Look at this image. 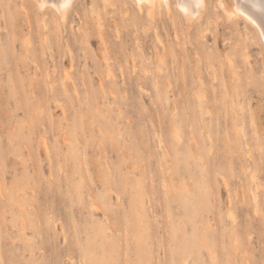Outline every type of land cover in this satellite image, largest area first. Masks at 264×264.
<instances>
[{"label": "rangeland", "instance_id": "rangeland-1", "mask_svg": "<svg viewBox=\"0 0 264 264\" xmlns=\"http://www.w3.org/2000/svg\"><path fill=\"white\" fill-rule=\"evenodd\" d=\"M38 1L0 0V264H264V41L234 0Z\"/></svg>", "mask_w": 264, "mask_h": 264}, {"label": "bare ground", "instance_id": "bare-ground-1", "mask_svg": "<svg viewBox=\"0 0 264 264\" xmlns=\"http://www.w3.org/2000/svg\"><path fill=\"white\" fill-rule=\"evenodd\" d=\"M62 1V0H61ZM73 0H71L72 2ZM157 1H160V3L164 6V8H166L167 12L168 9L170 7L169 5V0H135L136 4L138 5V8H141V5L143 3H148L150 4V7L148 9L149 12L154 11L153 6L154 3L156 2V6L158 7L160 5L157 4ZM195 1V0H194ZM69 1L68 0H63L62 3H60V5H55L56 3H54V1L52 0H39L38 1V6L43 9V7L46 6H53L56 7L57 12L59 14V17H61V19L64 20L65 17V13L67 12V9L69 7ZM177 5L175 4V6H177V8L180 9V11L183 14V18L188 20V21H194V18L203 10L206 9L208 7V4L206 2V0H197L196 1V7H191L188 4H186L183 0H177ZM147 4V5H148ZM219 4L221 5V7L223 8V10L225 11V13L227 14V17H232V16H240L242 15L244 17V19L246 21H249L252 25H254L256 27L257 30H259L262 40L264 41V15L258 10V7H256V5H254V3L252 2V0H234L233 5L231 7L227 6L224 2L219 1ZM136 5V7H137ZM198 5V6H197ZM37 6V7H38ZM143 6V5H142ZM38 7V9H39ZM161 7V6H160ZM158 7V9L160 8ZM139 8V10H141ZM40 9V10H41ZM162 9V7H161ZM178 9V10H179ZM165 10V9H164ZM160 11V10H157ZM163 11V10H162ZM156 12V11H155ZM224 13V14H225ZM153 14V12H152ZM161 15V14H160ZM153 16V15H151ZM159 16V14H158ZM157 16V17H158ZM160 17V16H159ZM226 17V16H225ZM57 18V17H56ZM59 19V18H57ZM228 19V20H229ZM189 23V22H188ZM187 23V24H188ZM191 23V22H190ZM186 24V23H185ZM191 27V26H190ZM106 59V58H105ZM229 61L231 62V59H229ZM229 62V69L231 66H235L234 64L231 65V63ZM212 65V64H210ZM213 67V66H212ZM236 68V67H235ZM234 70V71H233ZM230 70L233 71L232 74H235V69ZM237 75V74H236ZM199 79V78H198ZM227 87V86H226ZM74 88V87H73ZM230 93H233L230 91ZM203 94V93H202ZM233 94H237V93H233ZM203 96V95H202ZM235 96V95H232ZM234 99V98H233ZM235 104V103H234ZM253 179V178H252ZM232 216V215H231Z\"/></svg>", "mask_w": 264, "mask_h": 264}, {"label": "snow or ice", "instance_id": "snow-or-ice-1", "mask_svg": "<svg viewBox=\"0 0 264 264\" xmlns=\"http://www.w3.org/2000/svg\"><path fill=\"white\" fill-rule=\"evenodd\" d=\"M198 6V5H197Z\"/></svg>", "mask_w": 264, "mask_h": 264}]
</instances>
